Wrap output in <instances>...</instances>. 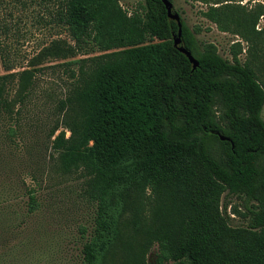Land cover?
<instances>
[{"label":"trees","instance_id":"1","mask_svg":"<svg viewBox=\"0 0 264 264\" xmlns=\"http://www.w3.org/2000/svg\"><path fill=\"white\" fill-rule=\"evenodd\" d=\"M190 1L205 5L199 15L217 31L256 50L263 5ZM143 2L128 12L119 0H0V178L26 145L36 76L60 68L49 159L81 180L94 206L88 234L78 228L76 264H145L153 245L155 264H264L263 83L239 62V42L224 59L172 10L192 69L172 45L177 27L161 1ZM27 11L31 26L71 43L50 38L16 70L14 44L32 35L19 28ZM2 179L0 215L15 217L22 197L26 213L37 209L33 189ZM223 194L241 201L243 211L230 212L245 226L229 225Z\"/></svg>","mask_w":264,"mask_h":264},{"label":"rangeland","instance_id":"2","mask_svg":"<svg viewBox=\"0 0 264 264\" xmlns=\"http://www.w3.org/2000/svg\"><path fill=\"white\" fill-rule=\"evenodd\" d=\"M143 4V0H119V5L128 12ZM238 4L243 5L246 10H252L257 5L264 6V0H241ZM171 5L172 10L180 15L188 28L199 29L195 35L197 41L213 44L222 58L229 60L230 48L239 42V62L242 64L248 61L264 86V31L260 33V37L257 36L254 51L237 36L217 31L214 25L200 17L199 11L204 10L205 5L190 0H171ZM15 14L17 15L16 12ZM24 15L23 22H19L20 31L26 30L32 35L22 37L14 44L18 63L16 70L25 67L27 60L40 49L39 45H46L50 38L59 37L66 39L67 44L71 43L63 32L54 35L56 32L49 31L47 27L41 29L33 23L31 26L26 20L28 11ZM254 28L258 31L264 28V17L257 20ZM51 32L53 34L50 36ZM58 62L53 61L46 65ZM1 73L3 71L0 68ZM67 81L66 75V85ZM64 86L65 75L60 68L45 70L35 78L34 97L29 106L31 118L26 119V145L17 155L6 159L3 168L5 174L2 177L7 176L11 182L17 180L20 187L33 189L38 207L33 213H26V208L22 205L26 198L22 197L19 199L20 208L16 210L15 217L0 215V264H76L79 249L78 228H85L86 235L90 231L94 206L83 198L81 180L75 175L61 176L56 173L47 148L46 134L54 119L52 107L61 97ZM260 117L264 120V105ZM30 173L35 175V180H31ZM220 204L221 209L225 205L224 212L230 226H245V220L241 216L232 215L230 212L231 207L243 211L240 200L223 194ZM5 206V202L0 203V209ZM155 254L156 245H153L145 255V264H155Z\"/></svg>","mask_w":264,"mask_h":264},{"label":"water","instance_id":"3","mask_svg":"<svg viewBox=\"0 0 264 264\" xmlns=\"http://www.w3.org/2000/svg\"><path fill=\"white\" fill-rule=\"evenodd\" d=\"M160 1L165 8L167 18L171 21H174L176 24V27H177V33L172 39L173 47H175L179 53L183 54L186 57V59L188 60V62L191 64L192 69H195L197 67L196 61L190 56V54L186 50H184L180 46L179 37H180L181 25H180V18L178 16V14L174 13L172 11V5L169 1H167V0H160ZM220 140H224V138L220 137Z\"/></svg>","mask_w":264,"mask_h":264},{"label":"built area","instance_id":"4","mask_svg":"<svg viewBox=\"0 0 264 264\" xmlns=\"http://www.w3.org/2000/svg\"><path fill=\"white\" fill-rule=\"evenodd\" d=\"M257 30V29H256Z\"/></svg>","mask_w":264,"mask_h":264}]
</instances>
